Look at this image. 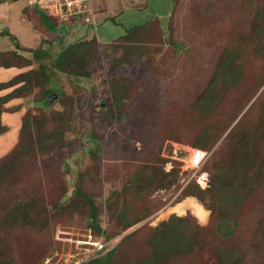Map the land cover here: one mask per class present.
Listing matches in <instances>:
<instances>
[{
  "label": "rangeland",
  "instance_id": "374dc122",
  "mask_svg": "<svg viewBox=\"0 0 264 264\" xmlns=\"http://www.w3.org/2000/svg\"><path fill=\"white\" fill-rule=\"evenodd\" d=\"M104 1L97 26L103 51L91 59L89 77L54 76L46 88L57 90V97L48 107L31 108L43 149L34 144L10 167L3 165L18 141L22 116L32 101L47 98L45 90L38 87L32 96L11 101L20 110L3 116L0 264L9 259V264H67L65 257L47 260L48 255L60 240L69 250L91 240L89 199L97 207L112 205L107 227L120 243L110 264H225L217 250L231 252L232 264H264V59L259 53H264V0H178L170 42L150 50L162 57L146 58L142 54L150 52L142 51V61L123 71L110 69L122 48H113L108 57L105 51L108 39L121 29L101 22L103 18L117 15L126 25L157 13L165 18L172 0ZM28 7L27 0H0V62L24 65L0 67V82L31 68L30 49L48 40ZM75 26L81 29V23ZM84 30L94 36L88 26ZM73 38L64 37L66 42L56 49ZM227 48L240 55L243 76L235 85L216 88L210 77ZM28 58L29 63L23 61ZM112 79L121 88L120 110L114 107ZM97 98L102 106L95 104ZM111 109L122 111L124 118H111ZM196 148L207 153L202 165L193 168L189 160ZM202 170L211 184V191L202 195L204 206L211 208L205 223L185 206L194 198L197 216L207 219V209L192 193L200 192L195 179ZM32 200L37 202L32 213L36 224L22 226L10 218L17 204ZM224 216L232 228L227 236L219 227ZM134 217L136 223L124 226ZM179 218L175 226L188 234L186 240L180 248L176 243L175 251L172 247V255L157 257L148 241L155 234L152 226Z\"/></svg>",
  "mask_w": 264,
  "mask_h": 264
},
{
  "label": "trees",
  "instance_id": "16d2710c",
  "mask_svg": "<svg viewBox=\"0 0 264 264\" xmlns=\"http://www.w3.org/2000/svg\"><path fill=\"white\" fill-rule=\"evenodd\" d=\"M17 1V0H15ZM149 0H146V4H148ZM178 0H172V4L170 9L167 11L168 15L165 18L157 13L153 16L149 17L148 19L135 23L126 25L123 21H118L115 15H109L103 18L101 22L108 23L115 25V27H119L121 29L120 34L112 35L108 39V45L106 46V53L107 57L111 56L112 51L117 49H121L119 52L120 54L116 56L117 59L114 60L111 64V71L122 70L124 68L131 67L132 64L142 61L143 56L146 58H161L162 56H157L150 50H153L155 47H164L167 45V42L170 40L167 38L171 33L172 28V20L175 16L176 6ZM89 8L83 9L78 11L77 14L73 16H69L67 20L61 21L57 15L50 14L48 11L39 8L37 5H31L27 0L28 13L33 15L31 17L32 20H38V28L40 30H45L46 34L48 35L47 41H41L40 45L35 49H30L33 52L32 62L30 59H24L23 61L32 65L31 68L26 69L25 71H20L17 74H14L9 80L0 82V93L4 91V94H0V133L5 130L3 124V116L5 112L8 111H18L21 108L19 106H10V102L16 99H23L29 96H32L36 92V88H40L41 90H45V97L48 98L49 94L56 93L55 89H47V84L54 76H60L62 74L68 75H76L75 73L80 74L82 77L88 78L90 72L92 71V61L91 59H95L100 54H102L103 48L101 47L100 41L97 39V35L101 38L99 32H97V26H100V18L99 16L104 13L105 11V1L104 0H89ZM91 17L87 20V17ZM49 18L53 21H49ZM166 20V21H165ZM52 23V24H51ZM81 23V29L76 27L75 25H79ZM88 26L89 29H93L94 33L92 36L91 33L85 32L84 27ZM49 29V30H48ZM93 32V31H92ZM95 32L97 34H95ZM3 34L11 35L9 32H3ZM169 35V36H168ZM10 36V37H11ZM74 37L73 40L69 41L64 47H60V49H56L57 46L64 44L65 39L64 37ZM172 37V36H171ZM14 38V37H11ZM255 41V40H254ZM256 42V41H255ZM254 42V43H255ZM43 44L45 46L43 47ZM106 43V42H105ZM260 44V41H259ZM111 45V46H110ZM260 46V45H259ZM112 48V49H110ZM125 48V49H124ZM20 49V47L16 43V48ZM146 51L150 52L149 54L143 53L141 56V52ZM260 57L264 59V53L259 52ZM17 57H19V53L14 52ZM115 57V56H113ZM240 55L236 49L227 48L224 52V55L220 56L217 60V69H215L212 73L210 79L214 82L216 88H220L221 84L224 85H235L239 82L241 76H243V69L245 64L239 63ZM19 63L10 62V63H3L0 62V67L11 68L15 67L19 69L20 67L24 66L23 64L18 65ZM109 69V71H110ZM129 72L131 73L130 69ZM118 82L114 79L111 80V90H112V98L114 101V107L119 109L121 102L120 90L121 88L118 86ZM77 87V86H76ZM82 92V87L79 85L75 94L79 95ZM204 92L206 90L204 89ZM208 92V91H207ZM63 94L60 92L59 95ZM209 93V92H208ZM44 100H37L32 101L30 109H26L24 115L22 116V123L19 129V136L18 141L13 144V147L10 148L7 158L4 160V166L10 167L12 161L16 160L20 154L29 153L32 148L38 144L36 140V136L39 134L38 122L35 120L36 117L32 116L33 112L31 108L37 105L39 108L40 106H49L47 103L48 99ZM79 100V99H78ZM76 100V102H78ZM95 104L102 106V102L99 98L94 100ZM120 110V109H119ZM110 110V117H116L117 120H121L124 118L125 114L120 111ZM35 144V145H34ZM60 142H56L55 145H59ZM37 148L43 149L41 144L37 145ZM5 169L0 172V176L4 174ZM201 180L206 181V187H202L200 184ZM196 185H198V192L199 194L195 195L199 196L200 200L202 201L201 204L204 206V199L203 194L204 192L211 191L210 187V179L209 174L207 171L202 170L195 179ZM87 193L85 192V195ZM22 202L17 204L10 215L11 219H15L19 225L25 224H36L39 220L37 218H33L32 213L35 211L33 209L34 206L37 205V202L32 200V202ZM90 207H91V219L88 225V237L92 239L103 238L104 240L112 239V235L108 231V227L103 230L100 225L101 217H104L106 220H109L107 215V209L110 208L112 205L103 204V207L96 206L93 199H89ZM199 202L195 201L194 198H190L187 200V204L194 215V218H197L198 221L201 223H205L209 220L210 215V207L204 206L207 211V219L201 220L197 216V208ZM101 205V204H100ZM36 212V211H35ZM106 213V216L104 215ZM39 214V213H36ZM124 212L120 214V217H124ZM135 219L129 225V223H125L123 218H119L120 222H123L124 226L130 227L134 223H136V217L132 218ZM107 220V222H108ZM173 220V219H172ZM171 219H167L162 221L161 224L154 225L153 232L155 233L154 236L148 239L149 242L153 245V250L159 256L162 257L163 253L170 255L171 249L173 247L174 251L176 250L174 245L179 243V248L181 244L184 243L188 234L185 233L184 230L180 229L179 227L175 226L179 224V221L182 218L177 219L178 222H174ZM228 222V217L224 216L220 222V232L227 236L232 233V228L230 226H226L225 223ZM198 223V222H197ZM199 224V223H198ZM219 230V229H218ZM126 238L124 236L121 240ZM6 239L5 237L2 239ZM58 245L51 251L50 255L54 258L55 256H61L69 251L75 252L77 248L68 249L67 244L64 240H60ZM120 243V242H119ZM119 243L115 244L109 251L104 252L96 257L89 258L87 260H83L77 264H110V259L112 255L118 249ZM181 243V244H180ZM180 250H178L179 252ZM57 252V253H56ZM229 254V255H228ZM223 250H217V258L219 259L220 263L225 264H232L234 262L233 259L230 260L231 252L228 253ZM172 255V254H171ZM56 258V257H55ZM8 260V264L9 261ZM74 264V263H68Z\"/></svg>",
  "mask_w": 264,
  "mask_h": 264
},
{
  "label": "built area",
  "instance_id": "2783aa9c",
  "mask_svg": "<svg viewBox=\"0 0 264 264\" xmlns=\"http://www.w3.org/2000/svg\"><path fill=\"white\" fill-rule=\"evenodd\" d=\"M89 0H28L30 4L37 5L39 8L48 11L50 14L57 15L61 21L67 20L69 16H73L83 9L89 8ZM91 17H87L89 20ZM206 151L200 148L194 149L192 156L190 157V165L193 168H198L202 165L206 156ZM107 220L100 223L101 228L105 230L107 228ZM94 245V250L91 247L85 245ZM117 240L110 239L104 240L102 237L96 240H84L82 244L77 247L75 252H70L66 255V263L71 262L74 264L80 263L83 260L96 257L104 252L109 251ZM92 250V251H91ZM91 251V252H90Z\"/></svg>",
  "mask_w": 264,
  "mask_h": 264
},
{
  "label": "clouds",
  "instance_id": "9594fccd",
  "mask_svg": "<svg viewBox=\"0 0 264 264\" xmlns=\"http://www.w3.org/2000/svg\"><path fill=\"white\" fill-rule=\"evenodd\" d=\"M31 5H34V4H31ZM166 15V17H167V15H168V13L167 14H165ZM204 182H205V184H206V181L205 180H201L200 181V184H201V186L202 187H204ZM91 240H94V239H92V238H90ZM96 240V239H95ZM57 253V252H56ZM68 253H70V252H67V253H65V254H63V255H61V258H63V257H66V255L68 254ZM51 259V257H49L47 260H50ZM69 263V262H68ZM67 263V264H68ZM71 263V262H70Z\"/></svg>",
  "mask_w": 264,
  "mask_h": 264
},
{
  "label": "water",
  "instance_id": "95a60500",
  "mask_svg": "<svg viewBox=\"0 0 264 264\" xmlns=\"http://www.w3.org/2000/svg\"><path fill=\"white\" fill-rule=\"evenodd\" d=\"M57 97V93H51V94H49V96H48V101H52V100H54V98H56Z\"/></svg>",
  "mask_w": 264,
  "mask_h": 264
},
{
  "label": "crops",
  "instance_id": "0c3cea01",
  "mask_svg": "<svg viewBox=\"0 0 264 264\" xmlns=\"http://www.w3.org/2000/svg\"><path fill=\"white\" fill-rule=\"evenodd\" d=\"M159 14L162 15L163 13H159ZM164 14H167V11Z\"/></svg>",
  "mask_w": 264,
  "mask_h": 264
}]
</instances>
